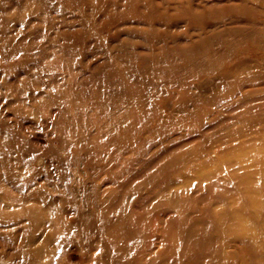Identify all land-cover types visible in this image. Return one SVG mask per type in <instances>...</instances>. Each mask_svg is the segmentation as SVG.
Listing matches in <instances>:
<instances>
[{
	"label": "rangeland",
	"instance_id": "1",
	"mask_svg": "<svg viewBox=\"0 0 264 264\" xmlns=\"http://www.w3.org/2000/svg\"><path fill=\"white\" fill-rule=\"evenodd\" d=\"M0 264H264V0H0Z\"/></svg>",
	"mask_w": 264,
	"mask_h": 264
}]
</instances>
